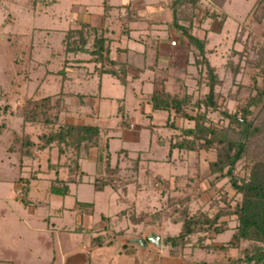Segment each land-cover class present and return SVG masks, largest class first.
Wrapping results in <instances>:
<instances>
[{"label": "rangeland", "instance_id": "1", "mask_svg": "<svg viewBox=\"0 0 264 264\" xmlns=\"http://www.w3.org/2000/svg\"><path fill=\"white\" fill-rule=\"evenodd\" d=\"M103 1L56 0L52 3L53 0H0V107L3 109L9 104L15 110L21 105H27L31 98L59 94L64 87L62 105L67 109L61 114L62 123L84 124L89 120L86 116L88 113L93 116L90 123L95 124L98 122V117H103L114 124L118 118L119 99H124L130 111L127 115L133 119L131 127H135L136 122L141 142L127 146L129 144H124L126 142L121 137L122 134H117V130H114L116 138L110 140L112 165L119 164L121 176L131 179L137 177L140 184L139 186L136 183L129 184L126 191H123L122 187L117 190L107 188L103 192L96 191L93 181L102 170L101 162L98 160V150L101 153L107 143L106 137L103 136L100 149L97 151L94 149L89 158L82 162L83 171L88 174L84 177V183L71 184L70 193L65 196L51 194L49 189L52 181L57 177L66 179L68 176L69 168L65 164L69 162L70 154L62 156L58 147L54 146L42 152L38 158L27 160L21 165L18 154L10 152L9 147L13 140L12 131L21 132L22 121L10 112L2 113L0 123L5 122L8 130L0 136V210L8 209V214L0 215V264H13V258H4L3 254L5 249L10 248L18 250L20 255L24 250L30 252L29 260L21 256V260L27 261L25 264H51L53 257H48L46 243L36 239L39 234H43V237L46 234L48 240L52 241L51 244H55L56 250L53 253L54 257L57 256L55 264H62L60 249L80 251L83 245L89 247L92 238L99 234L104 225L110 227L111 233L115 235L119 233L120 236L126 237L142 235L150 238L161 234L164 238L167 234L177 235L181 226L173 224L170 219H165L161 227L146 228L145 225L132 224L129 215L120 214L123 210H132L133 206L138 214L143 211L153 214L157 210H163L169 204L168 194L170 198L191 195L190 212H207L211 218L221 208L228 204L235 206L241 200V195L232 188L228 178L212 186L211 178L205 177L210 162L215 159L214 152L174 150L172 155H169V140L174 133L173 130L159 128L152 133L151 130L142 128L141 125L145 121H151V117L144 120L142 113L144 105L140 104L137 96L139 91L128 89L111 75H104L100 90L98 74L94 78H87L86 70L93 71L95 68L93 63L85 62L87 68H83L82 72L77 70L76 75L74 74L69 80L63 81L64 76L56 73L62 69L66 70L62 34L71 24H76L74 27H77L75 20L83 21L85 18L83 11L78 13L75 7L84 8V5L89 4L90 13L100 14L104 9ZM143 1L157 3L158 7H163L164 3L169 2V0ZM112 2L117 4L128 1L112 0ZM258 2L259 0H230L225 9L229 12L228 21L223 25L219 22L213 24V29L221 27L223 31L221 34L214 33L211 38L210 45L211 48H215V52L210 59L225 80L221 88L224 95L222 107L225 105L233 113L250 95L248 87L253 86L254 77L261 73L247 63V58L260 59L264 63V21L256 22L251 16ZM167 14L170 15L169 12ZM242 26L246 34L240 35V39L239 31ZM200 35L203 36V32ZM235 38H238V41ZM261 49L262 55H260ZM233 51L239 52V55ZM68 57L74 60L86 58L87 55L70 54ZM47 60H50L49 67L46 66ZM230 61L239 67L236 77L232 74V68L228 67ZM192 71L191 76L194 78L188 77V90L199 97L205 94L207 89L203 86L201 91H198V72L196 69ZM262 75L258 77L259 83L262 82ZM170 90H177L173 83L170 84ZM145 92L140 95L143 99ZM229 93L235 95V99H228ZM89 106L94 111L88 110ZM97 109H100L99 115L95 114ZM258 109L255 110V114H258ZM160 118L162 124L166 123V114H162ZM213 118L218 121L220 114H214ZM119 119L123 120L122 115ZM176 122L178 126H193L192 122L181 118L176 119ZM107 123L108 121L102 122L104 126H107ZM33 130L31 129L32 132ZM38 131L40 132L39 129ZM106 131V135L109 134V131ZM108 137L110 139L111 136ZM158 140H165L166 145H161ZM122 149L129 151L128 158L119 157L118 152ZM138 157L140 161L136 167L134 161ZM236 173L239 176L245 175L246 169L242 163L237 166ZM34 175L36 177L28 183L26 179ZM149 175L154 177L161 175L165 181L164 189L159 181L151 184ZM21 178L24 180L20 181ZM23 200L42 202V205L32 212L30 207L34 206L25 205ZM80 203L92 204L94 212L90 214L87 209L91 207H81ZM218 222H228L230 229L223 235L215 237L212 241L214 246H220L230 240L237 225V218L223 216ZM197 239L198 237L194 238L195 241ZM116 241L117 247L124 244L122 237ZM134 242L139 249L138 257L141 264H152L151 260L157 252H160L159 248L144 250L150 242L141 237L134 239ZM167 250L168 248L163 246L161 251L167 254ZM144 251L145 253H142ZM50 254L52 255L51 252ZM230 254L237 256L238 252L232 250ZM185 255L197 262H222L221 255L199 248L189 247Z\"/></svg>", "mask_w": 264, "mask_h": 264}, {"label": "trees", "instance_id": "2", "mask_svg": "<svg viewBox=\"0 0 264 264\" xmlns=\"http://www.w3.org/2000/svg\"><path fill=\"white\" fill-rule=\"evenodd\" d=\"M55 1L53 0L52 3ZM228 1L211 0L204 10H201L202 0L174 1L173 25L181 29L187 37L188 55L193 57V65L198 72V91H201L203 86L207 91L195 98L194 94L187 92L173 94L163 87L151 94L150 104L153 112H168L170 115L165 124L166 128L174 132L169 140V155H172L174 150L196 153L214 152L215 159L210 162L205 177L211 178L212 186L228 178L232 188L241 195V200L235 206L228 204L221 208L213 218L207 212H190L191 195L176 197V199L175 196L170 198L169 194L167 196L169 204L163 210H157L153 214L145 211L138 214L133 206L132 210L126 209L120 214L129 215L128 218L134 225L142 224L146 228L161 227L165 219H170L173 224H179L181 227L177 235L167 234L163 238V243L169 248V254L172 257L184 256L186 250L193 247L222 257V262L203 261L201 264H264V72H262L264 63L260 59L247 58V63L261 71L260 75L263 74L262 82H258L260 75L254 77L253 86L248 87L250 95L233 113L225 105L222 107L224 95L221 88L225 80L220 76L218 67L208 57L207 40L193 34L195 20L199 15L202 22L210 18L212 21L219 22L220 25L225 24L227 16L219 10L224 8ZM104 5L109 13L111 9L109 0H105ZM127 10L125 15L129 23L134 17L129 8ZM251 16L256 22L264 21V0H259ZM124 32H129L128 24L124 25ZM64 34L62 44L66 55L87 53L91 56L89 61L97 64L96 69L100 74H110L118 78L122 84L127 85V65L119 64L110 58L107 29L80 23L77 27L67 29ZM244 34L246 31L242 26L239 36ZM235 40L238 41V38ZM262 51L261 49L260 55ZM233 52L239 55V52ZM49 64L47 60L46 66L48 67ZM233 65H235L234 62L228 63V67L232 68L233 76L236 77L239 67ZM56 73L64 76L63 81L67 80L65 69ZM63 89L64 87L62 91ZM62 91L55 95L31 98L27 105H21L15 110L9 104L3 109L0 107V115L10 112L22 121L21 132L12 131L13 140L9 147L10 152L18 154L21 165H24L27 160L38 158L42 152L54 146L58 147L62 156L70 154V160L65 164L69 168L67 178L57 177L52 181L49 189L51 194L65 196L70 193L71 184L84 183V177L87 174L83 171L81 161L89 158L93 149H100L102 133L98 125L62 123L61 114L67 109L65 105H62ZM235 97L229 93L228 99H235ZM257 108H259L258 114H255ZM216 113L220 114L218 121L213 118ZM180 118L192 122L193 126H178L176 119ZM123 124L128 125V120L123 118ZM31 129H34L33 132ZM6 130H8L6 123H0V136ZM159 143L166 145L165 140H159ZM109 148L107 142L106 148L102 149L103 152L100 153L98 150V160L101 162L102 170L93 181L96 191H104L108 187L115 190L122 187L123 191H126L127 186L133 183L139 186L137 177L125 178L121 176L119 164L112 165V154ZM106 150L107 153H105ZM128 155L127 150L119 152V157L128 158ZM139 161V157L134 161L136 167ZM240 163L246 169L244 176L236 173ZM35 177L36 175L26 180L29 183ZM149 177L152 180L151 184L159 181L164 189L165 181L161 175L156 177L149 175ZM23 180L24 178L20 179V181ZM23 201L28 206L42 205V202ZM80 206H90L91 209H87L88 212L90 214L94 212L92 204L80 203ZM223 216L236 217L237 225L229 241L220 246H214L212 241L215 237L223 235L230 229L228 222H218ZM195 237H198L196 241ZM91 242L93 246L105 244L104 237L101 235L93 237ZM124 248L136 249L137 247L134 243L128 242ZM232 250H236L238 255L231 256Z\"/></svg>", "mask_w": 264, "mask_h": 264}, {"label": "crops", "instance_id": "3", "mask_svg": "<svg viewBox=\"0 0 264 264\" xmlns=\"http://www.w3.org/2000/svg\"><path fill=\"white\" fill-rule=\"evenodd\" d=\"M78 1V0H76ZM105 1V0H104ZM103 1V2H104ZM127 3L119 2L113 3L112 0H109V5L111 9L109 13H107L105 9V5L103 3V11L100 14L90 13V5L86 4L82 8V6H76V12H82L85 15L83 21L75 20L77 26L80 23H86L90 26L103 28L108 30V34H106L109 39L110 44V58L113 61H116L119 64L127 65V85H124L120 82V80L114 77L121 85L127 87L128 89H132L133 91H139V101L140 104L144 105L142 108V113L144 116V120L151 117V123L146 122L141 126L142 128L151 130L152 133L159 128L166 129V126L162 124L161 118L162 114H166L167 118L170 116L168 112H153L152 106L150 104L151 94L158 89H162L163 87L173 94L175 93H189L194 94L195 98H198L196 94L192 91L188 90V77L194 78L191 76L193 73L192 69H196L193 65L194 59L191 55H188V40L185 34L181 29L176 28L173 25L174 19V10L173 3L175 0H169L167 4L164 3L163 7H158L157 3L148 2V1H140V0H127ZM160 2V1H159ZM211 0H202L203 5L201 7H206L210 4ZM230 0L226 3L222 12L227 16V21L229 17V12H227L226 7L229 4ZM129 8L130 12L133 14V19L128 23L126 18V11ZM202 8L201 10H203ZM170 13L167 14V13ZM83 15V16H84ZM73 20V19H71ZM70 20V24H71ZM226 21V22H227ZM198 22V23H197ZM201 16L199 15L195 20V26L193 29V34L197 35L201 39H206L207 44L206 48L209 50V59L210 56L214 54L215 48H211L210 42L214 33L221 34V27L218 29H213V24L217 23L216 21H212L210 18L206 19L202 22ZM225 22V23H226ZM128 24L129 32H124V25ZM218 24V23H217ZM76 24H71L69 28L74 27ZM206 26H210L209 28ZM202 27H206L205 29ZM68 28V29H69ZM67 30V29H66ZM118 31V32H117ZM114 32H117L114 34ZM203 32V36L200 34ZM63 37L65 34H62ZM181 36V37H180ZM183 37V38H182ZM182 38V39H181ZM63 39V38H62ZM173 40H177V45L172 46L171 42ZM179 51H181L179 53ZM65 54V53H64ZM70 54H86V58H75L70 59L68 56ZM68 55L65 54L64 59V67L66 68V78L67 80L72 79V76L76 73L77 70L82 72L83 68H87L86 63L91 64L89 61L91 56L87 53H70ZM211 60V59H210ZM212 62V61H211ZM50 63V60H49ZM95 68L93 71L86 70L87 78H94L97 74L100 77V90L102 89V79L104 75L110 74H100L97 71V64L93 63ZM66 65V66H65ZM50 66V65H49ZM48 66V67H49ZM197 71V69H196ZM76 75V74H75ZM182 75V76H181ZM112 76V75H111ZM196 78V77H195ZM174 84L176 91L170 90V84ZM179 84L180 86H178ZM178 86V87H177ZM147 90V91H146ZM146 91V92H145ZM146 93V95L141 97L142 93ZM72 95V94H71ZM70 95V96H71ZM65 96V95H64ZM67 97V96H66ZM102 98V96L100 95ZM97 100V99H95ZM120 107L117 112V121L112 124L108 118L98 117L97 123H90V119L92 114L87 113L88 121L84 124H93L98 125L101 129L102 137L105 136L107 142L110 147V140L112 138H116L114 136V130H117V134L121 133L122 138L126 143L129 144H138L141 142L140 132H137V124L135 122V127H131L132 120L127 112L129 108H127L124 99H119ZM94 104L96 102H93ZM148 105V106H147ZM90 107V106H89ZM99 107V106H98ZM147 107V108H146ZM88 110H93V108H89ZM94 111V110H93ZM100 109H97L95 114L99 115ZM93 114V115H95ZM128 120V125L123 124V120L119 119L121 116ZM108 121L107 126H104L102 122ZM105 127V128H103ZM106 130L109 131V134L106 135ZM111 136L110 139L108 136ZM138 136V137H137ZM137 138V139H133ZM136 141V142H135ZM159 143V140L157 141ZM94 150V149H93ZM91 151V153L93 152ZM110 150V148H109ZM127 150V149H122ZM129 150V149H128ZM97 151V149H95ZM120 152V151H119ZM118 152V153H119ZM129 152V151H128ZM84 160L81 161V164ZM88 175V174H87ZM110 188V187H108ZM107 189V188H106ZM104 189V190H106ZM103 192V191H98ZM125 203H127L125 201ZM31 211L34 212L36 207H30ZM138 213V212H137ZM8 209H1L0 215L7 216ZM1 217V216H0ZM110 217V216H109ZM107 218V217H106ZM108 221H110L107 218ZM112 221V220H111ZM132 223V222H131ZM133 224V223H132ZM140 226L142 224H139ZM164 229V227H163ZM103 236L105 244L102 246H93L92 242L88 245H83L80 251L75 249H60L62 251V264H141L138 254L139 249H129L124 248L126 242L134 243V239H148L147 236L140 235L138 237L131 236H120V234L115 235V233H111L110 227L105 226L100 229L99 234L96 236ZM161 235V234H160ZM95 237V236H94ZM122 237V241L124 240V244L120 247H117L116 240ZM161 247L156 246L155 244L150 242L149 246H145L146 249H154L159 248L160 252H157L156 256L152 258V264H201L202 262H197V260H191V258L186 255L181 257H172L169 254V248L163 243V236ZM36 239L39 242L46 243V250L49 251V256L52 258L51 264H55L57 256L54 257L53 253L56 250L55 244H51L52 241L48 240L46 234L43 237V234H39L36 236ZM62 244V242H61ZM86 244V243H85ZM154 246V247H153ZM165 246L168 248V253L164 254L162 247ZM52 253V255L50 254ZM142 253H145L142 252ZM4 258H13V264H25L27 261L31 259L30 252L24 250L21 251V255L16 249H5L4 250ZM25 256L26 260L22 259L21 256ZM144 255V254H143ZM3 256V255H2ZM88 256V257H86ZM10 261V260H9ZM30 262V261H29ZM33 264V263H32Z\"/></svg>", "mask_w": 264, "mask_h": 264}, {"label": "water", "instance_id": "4", "mask_svg": "<svg viewBox=\"0 0 264 264\" xmlns=\"http://www.w3.org/2000/svg\"><path fill=\"white\" fill-rule=\"evenodd\" d=\"M149 241L153 244H155L158 247H161L162 237L161 235H153L150 238H148Z\"/></svg>", "mask_w": 264, "mask_h": 264}, {"label": "built area", "instance_id": "5", "mask_svg": "<svg viewBox=\"0 0 264 264\" xmlns=\"http://www.w3.org/2000/svg\"><path fill=\"white\" fill-rule=\"evenodd\" d=\"M171 45H172V46H176V45H177V40H173V41L171 42Z\"/></svg>", "mask_w": 264, "mask_h": 264}]
</instances>
